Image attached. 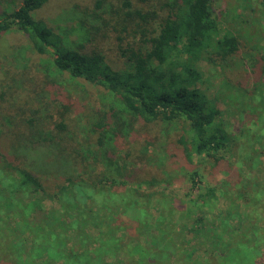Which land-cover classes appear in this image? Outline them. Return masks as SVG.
I'll return each instance as SVG.
<instances>
[{
    "label": "trees",
    "instance_id": "trees-1",
    "mask_svg": "<svg viewBox=\"0 0 264 264\" xmlns=\"http://www.w3.org/2000/svg\"><path fill=\"white\" fill-rule=\"evenodd\" d=\"M50 1L22 0L18 8L2 10L0 36L26 34L33 51L51 57L58 75L101 86L116 99L114 107L79 112L53 97L55 81L46 76L50 84L42 77L28 89L23 81L7 86V99H0V264H264V57L252 84L224 78L221 110L202 87L198 65L208 60L229 67L241 38L222 29L216 0H91L80 8V22L92 48L66 44L64 35L35 17ZM107 40L128 68H114L101 52ZM246 96L251 121L240 112ZM16 98L28 102L13 128L1 109ZM84 118L94 155L106 163L93 155L82 170L88 160L77 138L85 132ZM161 123L182 125L176 144L194 164L185 174L190 191L200 188L203 168L227 163L251 173L233 184L220 179V187L201 188L199 199L164 196L165 208L156 189L173 174L145 175L149 157L124 143L137 129L149 135ZM101 185L115 191L133 186L132 221L123 219L128 205L115 207L113 195L96 205ZM144 186L148 190L141 191ZM40 195L57 207H46ZM213 200L210 207L206 201Z\"/></svg>",
    "mask_w": 264,
    "mask_h": 264
},
{
    "label": "rangeland",
    "instance_id": "rangeland-1",
    "mask_svg": "<svg viewBox=\"0 0 264 264\" xmlns=\"http://www.w3.org/2000/svg\"><path fill=\"white\" fill-rule=\"evenodd\" d=\"M22 0H0V12L2 10H13L20 6ZM246 1V0H245ZM251 7L249 4L243 3L242 0H216L214 4V15L220 20V24L223 30L230 29L235 34L241 38V46L237 58L228 67L218 66L212 61L203 60L198 65L200 72L203 77L202 87L206 89L209 97L216 101V106L219 109H224L223 98L219 100L224 95V89H221L224 78H229L234 83H244L245 85H250L258 80L259 69L256 66L258 60L264 57V0H250ZM91 0H51L46 6L35 13V17L46 21L50 26H52L55 31L61 35H64L66 44H70L77 48L81 44H85L88 47V39L90 38L89 32L85 29L80 18L82 12L80 8H84L89 5ZM243 5V6H242ZM77 6L79 10L74 9ZM222 30V31H223ZM105 43V44H104ZM102 45L101 52L105 54L108 61L116 69L128 68L126 62L123 59L118 58L114 52L110 49L109 40L105 41ZM55 81V85L50 84L49 79ZM14 77V78H13ZM43 77L46 82L50 84V92L53 97H57L59 100L65 103H71L75 108H79L80 111H86V108L90 111L92 108L103 109V106L114 107L115 97L111 96L106 90L101 86L92 85L84 81L72 79L70 77H63V75H58L52 66V59L50 56L38 55L33 51L29 38L26 34L19 32L17 30L10 31L0 36V99H7L8 96H4V93H9V88L7 87L12 81L14 84H23L26 88H30L29 83L33 78L40 80ZM252 80V81H247ZM244 101H247L245 105ZM1 102V100H0ZM27 98L24 100H10V104L7 102L3 103V118L6 125L16 127L18 121L22 120L20 114L26 108ZM249 99L244 97L239 104L246 111L240 108L241 115L245 114V119L251 121L254 117L251 114V106H249ZM32 106V105H31ZM30 106V108H31ZM87 110V111H88ZM16 111V112H15ZM86 111V112H87ZM82 128L85 132L79 131L77 141L79 142L80 148L84 151L87 163L83 164L81 169L83 170L85 165H88L90 156H93L96 152L95 149L96 142L91 140L90 136V125L86 122V119H82ZM180 123L165 124L161 123L159 128H153L150 130L149 135H147V129L144 131L136 130L133 132L131 138L124 139L125 146H130L134 151L145 152L149 157L150 165L146 166L145 175H152L153 172L157 173V170L164 171L167 173H172V178H166L169 183L162 182L157 186L156 200L166 208L167 204L164 202L163 198L171 197L179 199H186L191 201V199L198 198L196 196L201 189V191L206 192V190L211 187H220V179L228 180L231 184L236 181V178L241 177L242 173L244 176H248L251 171L245 169L243 172H238L237 168L227 163H222L216 169L203 168L201 170L202 179L200 183V188L195 191H190L191 182L186 181L185 174L187 171L194 169V164L190 161L184 159L179 146L176 144V139L179 138L181 134ZM224 128L231 130L225 124ZM11 129V128H10ZM15 130V129H13ZM77 134V129H74ZM160 139L158 142L157 138ZM134 137V141H133ZM130 141V143H129ZM123 141H121V144ZM98 153V152H97ZM95 157L106 161L102 158L101 154ZM146 159H142L145 163ZM103 173L106 175L111 174L110 170L106 165L99 163ZM243 170V169H241ZM176 174L178 176L174 177ZM49 181L53 188L55 182L51 178H44ZM228 184L225 188L226 192L232 190V185ZM102 186V185H101ZM99 186L98 190L103 194L96 201V205L99 204L107 195H113L116 207H126L129 208L128 217L123 219L132 221L134 217V211L129 207L132 203V196L134 195L133 186H128L125 191L123 188L114 189L106 186ZM123 189V190H122ZM148 190L144 186L141 191ZM203 193V192H202ZM200 196V195H199ZM37 200L41 199V202L46 207H57V205L42 195L36 197ZM135 199V198H134ZM133 199V202L135 200ZM199 199V198H198ZM34 199L32 200V202ZM208 202L210 207L216 205V200L213 202ZM209 206L206 207L209 212ZM220 206V205H219ZM211 216H208V220ZM264 223V222H263ZM262 223V225H263ZM135 224L132 223L131 232H134ZM70 238L75 241L74 235H70ZM195 245V244H194ZM143 247H146L145 243H142ZM198 251L199 248H198ZM264 262V258L262 259Z\"/></svg>",
    "mask_w": 264,
    "mask_h": 264
}]
</instances>
